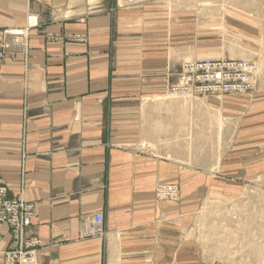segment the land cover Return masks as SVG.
I'll list each match as a JSON object with an SVG mask.
<instances>
[{
  "label": "crops",
  "instance_id": "obj_1",
  "mask_svg": "<svg viewBox=\"0 0 264 264\" xmlns=\"http://www.w3.org/2000/svg\"><path fill=\"white\" fill-rule=\"evenodd\" d=\"M207 2L0 0V30L28 36L24 54L0 60V183L34 205L30 264H225L193 235L195 216L214 199L238 203L264 172V92L230 156L198 166L203 113L185 96L170 103L166 86L195 57L190 20ZM247 105L225 99L231 117ZM157 182L178 199L158 200ZM96 212L105 234L83 236ZM9 243L0 224V264Z\"/></svg>",
  "mask_w": 264,
  "mask_h": 264
},
{
  "label": "rangeland",
  "instance_id": "obj_2",
  "mask_svg": "<svg viewBox=\"0 0 264 264\" xmlns=\"http://www.w3.org/2000/svg\"><path fill=\"white\" fill-rule=\"evenodd\" d=\"M195 15L196 17L190 20L192 22L191 26L193 25L195 30L194 39L191 41L195 50L194 59H198L201 56H209L206 58H211V61H215L214 65L223 64V59L221 58H225L224 61L226 62L237 64L243 59L252 60L256 62L258 69V75H255L254 80L256 84L253 88H248L246 92L236 93L230 90H214L210 94L205 93L204 95L203 92H195L197 95H190L182 92H172L169 89L171 94L176 93V95L183 96L186 94L187 104L190 107H196L197 112L201 109L200 111L203 113L202 116H197L199 114H196L197 121H195L197 122L195 127L197 126L200 129L205 127L206 129L199 132L195 130V132L197 131L196 158L198 166L203 168L217 163L220 160V156L225 158L227 153L230 156L232 144L235 141L234 137L238 132L240 123L246 124L248 122L246 119L250 118L253 97L259 92H264V0H212L210 3H197ZM13 29L24 28L14 27ZM10 30L12 28L0 30V47L2 46L0 48V60L5 57L6 53H9L8 56L12 59H16L15 55L17 53H23V50L21 52L20 49L24 48L25 51L27 50V47L21 46V44H19L20 48L12 43L11 36L6 32ZM185 61H188V59ZM205 61L201 60L202 63H205ZM183 62L181 65H183ZM180 67L178 70L168 71L167 89L169 87L168 84L171 85L172 80L174 81V74L180 70ZM227 73L233 83H239V72L229 69ZM231 81L227 82L232 83ZM201 85L203 84L195 83L194 89ZM227 97H240L243 103H248L246 109H240L244 112L241 116L236 115L237 118L230 116L231 112L234 111L225 106ZM184 104L181 103V106ZM216 108H220V112L214 111ZM239 114L241 113L239 112ZM203 116H206L205 120ZM207 117H209V120ZM207 126L210 127L209 130L206 128ZM205 136L207 137L206 139ZM201 137H203L202 140H200ZM263 145L256 146V148L261 147L264 149ZM162 184L157 182L155 185L157 199L167 202L177 200L179 194L175 199L157 195V186L159 187ZM0 185L6 188L7 199H19L18 196H13L9 193L5 184L0 183ZM176 187L178 189V186ZM238 201V203L234 201L228 204V202H220L214 199L208 202L195 216L197 224L193 230V235L198 238L204 250L205 248L207 250V242L212 240L208 243V246H212L215 253L217 252L220 255V259L225 264H264V172L249 180L245 186L244 194ZM222 216H225V219H229L231 224L226 225ZM32 219L33 217L30 225L26 227V237L28 240H35L36 243L24 248L29 251L32 249L35 251L40 245V241L31 232ZM101 223L105 234L103 216ZM216 226L222 228L214 229ZM6 227L10 234V243L2 252L3 259L4 253H8L11 250V241L14 240L11 226L6 225ZM83 236L89 235L84 234ZM207 238L211 240H207Z\"/></svg>",
  "mask_w": 264,
  "mask_h": 264
},
{
  "label": "built area",
  "instance_id": "obj_3",
  "mask_svg": "<svg viewBox=\"0 0 264 264\" xmlns=\"http://www.w3.org/2000/svg\"><path fill=\"white\" fill-rule=\"evenodd\" d=\"M131 3H134L137 0H128ZM21 29H17L16 33H13V36L15 38V41L18 44H21V46L26 47L27 41L25 43H22L18 39V37H22V34L20 33ZM215 61L206 60L205 63H200L204 66H206L207 70H199V71H188L187 75L189 77H195L198 78L199 75L204 76L208 75L211 80H195L193 83L190 82L191 87L194 90V92H203L208 94L214 92V90H223V91H234L237 92V88L240 86L245 87V89L249 86V83L246 81H243L242 79L245 77V74L240 71L239 65H241L242 61H239L237 63H229L226 61H223V64L214 65ZM237 64V65H234ZM193 69V68H191ZM229 69L234 70L235 72H239V83L235 84L233 81L229 79L228 71ZM205 74H202V73ZM215 73H220L223 76V79L221 81H213V75ZM213 78V79H212ZM219 78V77H217ZM207 81V84H206ZM227 81H231L232 83H228ZM201 83L203 85L197 86V89H194L195 83ZM206 84V85H205ZM206 87H209L206 90ZM247 88V89H248ZM244 89V90H245ZM34 216V209L33 204L26 203L25 201H21L19 199H7L6 195V188L2 185H0V223L4 225H9L12 228L14 240L12 242V248L7 253H4V259L3 264H30L33 261V255L34 251L33 249L31 251L25 250V247H30L31 245H34L36 243L35 240H28L26 237V230L27 226L30 225L31 218ZM87 226L90 228V231L92 233H99L102 231V215L100 213H94L92 216H88Z\"/></svg>",
  "mask_w": 264,
  "mask_h": 264
},
{
  "label": "bare ground",
  "instance_id": "obj_4",
  "mask_svg": "<svg viewBox=\"0 0 264 264\" xmlns=\"http://www.w3.org/2000/svg\"><path fill=\"white\" fill-rule=\"evenodd\" d=\"M125 1L127 3H129V4H137L139 2V0L135 1L134 3H131L128 0H125ZM16 31L17 30L12 29V30L6 31V32L11 36L12 43H14L16 46H19V44L15 41V38L13 36V33H16ZM20 33L22 34V37H21V39H20V37H18V39L20 41H22V43H25L26 42V38H27L26 29L25 28L21 29ZM20 50L21 51L23 50L25 52L24 48H22ZM206 57H209V56H201V57H198V59L188 58V61L183 62V65H181L180 70L177 72L174 81L170 85V90L172 92H178V93L182 92V93H187V94H190V95H197V93H195L193 91L190 82L193 83L197 79L198 80H204V79L205 80H211V78L208 75H204V76L199 75L198 78H195L194 76L193 77H189L187 75V72L190 71V70H192V71H199L201 69L207 70L208 68L200 63L201 60H211V58H206ZM212 59H214V58H212ZM221 59H223V61H224L225 58H221ZM255 63L256 62H254L252 60H244L243 59V61L241 62V65H239L240 71H242L245 74V77L242 80L248 82L250 88H253L254 85L256 84L255 81H254L255 80V75L256 76L258 75L257 64H255ZM234 65H237V64H234ZM191 68H193V69H191ZM217 77H219V78H217ZM213 78H212L213 81L214 80L215 81H221L223 79V76L220 73H215V75H213ZM208 88L209 87H206V90ZM247 88L245 89V87H243V86L241 87L240 86L239 88H237V92L236 93L246 92ZM207 92L209 93V91H207ZM199 93H202V92H199ZM203 94L205 95V93H203ZM185 95L186 94H184V96ZM183 98H184L183 95H176V93H173V94H171V97L169 98V102L170 103H176V102H178L179 100H181ZM178 194L179 193H178V189H177L176 185L162 184L159 187L157 186V195L160 196V197L175 199L178 196ZM18 198H19V200L24 201L22 198H20V197H18ZM96 213H100L102 215L101 212H96ZM87 220H88V218L85 221H87ZM1 225H4V224H1ZM84 225H85L84 233L86 235H96V236L104 235V231L103 230L100 231L99 233H92L90 231V228L87 226L88 225L87 222H85ZM33 256H34L33 257V261L31 263L35 262V253H34ZM36 258H37V256H36ZM54 264H60V263H54Z\"/></svg>",
  "mask_w": 264,
  "mask_h": 264
}]
</instances>
